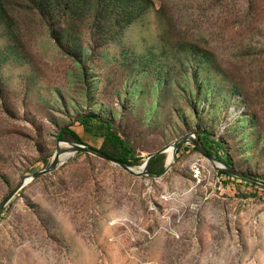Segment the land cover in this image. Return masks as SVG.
<instances>
[{
    "label": "rangeland",
    "instance_id": "obj_1",
    "mask_svg": "<svg viewBox=\"0 0 264 264\" xmlns=\"http://www.w3.org/2000/svg\"><path fill=\"white\" fill-rule=\"evenodd\" d=\"M86 112L145 163L209 129L264 182V0H0V202L50 166L62 127L103 148ZM192 145L162 176L65 156L3 210L0 264H264V189Z\"/></svg>",
    "mask_w": 264,
    "mask_h": 264
},
{
    "label": "trees",
    "instance_id": "obj_2",
    "mask_svg": "<svg viewBox=\"0 0 264 264\" xmlns=\"http://www.w3.org/2000/svg\"><path fill=\"white\" fill-rule=\"evenodd\" d=\"M244 111V112H243ZM242 114L238 117V127L239 128H248L247 125H244L245 117L247 116V111L243 110ZM241 113V112H240ZM239 113V114H240ZM77 122L83 127L84 135L95 137V138H104V146L102 150L118 160L130 165L137 166L145 163L144 157L138 156L131 146V144L123 137L122 132L118 129L116 121L114 119H108L106 117H102L97 113L86 112V113H78V117L76 119ZM197 137L202 142L206 151L214 156L213 150H216L217 153L222 152L225 154L224 162L230 166H233V161L230 157V153L224 146V143L213 138L211 131H207V129H202L201 126L196 130ZM59 137L61 140L74 141L79 143L88 144L85 139L75 131L71 126H64L59 131ZM182 144L177 153L181 151L184 147ZM193 148L199 151L194 144ZM248 145H246V148ZM84 152H79L77 154H82ZM166 161H167V153H162L158 155L151 165V173L153 175H162L166 171ZM234 167V166H233ZM219 173L227 175L230 178L237 179L235 176L230 175L224 171H219ZM252 178V177H251ZM256 180V179H255ZM246 185L255 187L258 189L259 187L249 184L242 180ZM260 189V188H259Z\"/></svg>",
    "mask_w": 264,
    "mask_h": 264
},
{
    "label": "water",
    "instance_id": "obj_3",
    "mask_svg": "<svg viewBox=\"0 0 264 264\" xmlns=\"http://www.w3.org/2000/svg\"><path fill=\"white\" fill-rule=\"evenodd\" d=\"M188 141H190L194 144V146L199 150L200 154L205 159H207L210 162V164L216 170L224 171L230 175L235 176V178H237V179L243 180L249 184H252V185H255L259 188L264 189V182L255 180L254 178H251L250 176H247L246 174L239 172L238 169H236L233 166L228 165L223 160H221V159H219L213 155H210L206 151V149L204 148L200 139L197 137L196 132H189V133L183 135L182 137H180L179 139H176L170 145H167L163 149L153 153L147 159L146 163L142 166V170H139V169L135 168L134 166H130V165L118 160L117 158L113 157L112 155L104 152L102 149L93 147L91 145L79 143V142H74V141H68V140H59L57 150L54 154V158H53V161L50 164V166L41 170V171H38L36 173H32L31 175L24 177L23 180L21 181V183L0 202V217H1V214H2L3 210L5 209V207L9 204V202L19 193V191L25 185H27L29 182H31L33 180L39 179L40 177H42L46 174L54 172L58 168V166L61 162V159L65 158V156H68L72 153H79V152L90 153V154L95 155L101 159H104V160H107L113 164H116V165L122 167L123 169H125L126 171L130 172L131 174H134L137 176H156V175H153L151 173V165H152V162L154 161V159L162 153H168L169 151H171L172 159H171V161H169V158H167L166 171L162 175L166 174V172L170 169L172 162L177 161V154H178L177 151H178L179 147ZM63 143L67 144L68 147H66L65 149H61L60 146ZM162 175H160V176H162Z\"/></svg>",
    "mask_w": 264,
    "mask_h": 264
},
{
    "label": "bare ground",
    "instance_id": "obj_4",
    "mask_svg": "<svg viewBox=\"0 0 264 264\" xmlns=\"http://www.w3.org/2000/svg\"><path fill=\"white\" fill-rule=\"evenodd\" d=\"M62 145H63V144H62ZM168 154H169V155H168L169 161H171V159H172L171 151H169Z\"/></svg>",
    "mask_w": 264,
    "mask_h": 264
}]
</instances>
